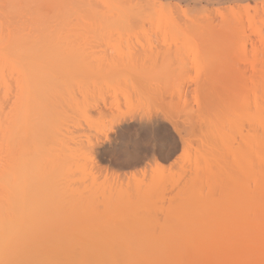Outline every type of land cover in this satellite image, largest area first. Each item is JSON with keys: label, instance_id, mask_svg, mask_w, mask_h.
Masks as SVG:
<instances>
[{"label": "bare ground", "instance_id": "bare-ground-1", "mask_svg": "<svg viewBox=\"0 0 264 264\" xmlns=\"http://www.w3.org/2000/svg\"><path fill=\"white\" fill-rule=\"evenodd\" d=\"M68 1L77 2L76 0H0V264H35L36 262H38V260L36 261V259L39 258L41 259V262L39 263L42 264L44 261L45 264H51L50 262L53 261V255H57L61 252L64 253L65 262L67 264L70 262L68 256L71 255V252L73 254L81 253L80 264L93 263L90 260L91 258H95L97 260L96 264H100L101 259H108L106 261L109 264H146L147 262L148 264H150L149 262H151V264H154L157 263V261H154L159 259H157L155 256L160 253V251L159 253L156 252V244L159 245L161 243H131L110 241L103 243H85L82 246L80 245V247L78 245L72 244H67V246L61 247L54 244L41 245L40 243L37 244L29 239V234L32 233H30V231L34 232L35 230L30 229L32 228L31 226L35 223V217H37V215L35 214H37L41 210H38L37 207H40L43 202H46L45 200H47V198H50V196L53 197L55 194L67 191V188H69L70 186V182L73 181H69L68 179L63 177L64 173H62V170H65L64 167L68 164L67 161L69 162L68 158L70 156H67L68 153L64 152L65 148L59 149V151L57 152V149L55 147L56 140L61 135L66 136L67 134L69 135L71 133H74L75 130L82 128L84 123L89 126H94L92 124L97 122L100 118L102 119L103 116H110L112 112H110V114L108 113L109 107H112L111 104L114 103H111L112 101L110 102V100L107 99V92L109 91H106L107 87H113V91L116 90V85H119L117 86L118 88L120 87L119 83H121L122 85L124 83V85H126L127 87H131V91H133L132 93L138 94L139 91H135H137L139 87L141 88V86L144 92L153 91L159 94L163 93L168 84L175 83L172 82L174 81V79H171L172 83H168L166 74L162 72V70L159 71L160 69L156 70V68H159V65L164 64V52L167 51L168 56L170 55L169 51L171 53L173 49L177 50L175 52H177L178 54L182 52L184 54L183 60L187 59L188 61L189 59V62L191 60V63L193 64V66H195L198 53L200 51L208 52L210 49L213 50V52L215 51L214 53H218L216 54V56L214 53H210V55L214 54L213 57L207 56V58L204 60L206 65H211L209 66V70H211L212 67V71H210L211 74L214 76L215 74L218 75L219 72H222L223 74L225 72L226 73L224 74L225 77L220 73V76L224 79L220 78L223 80L219 81L217 80V77H219V75L217 77L216 75L213 77L209 72L208 74L211 75V78L209 77L210 79H207L208 77L205 78V73H202L203 78L207 79H204V81H206V83L204 82L206 84V87L204 86L203 89L206 88L208 90V87L213 89L216 88L214 92H217V89L220 88V83H222L224 80H227L229 85H231L228 87L229 89L231 88V90H234V88H232L234 84H236V87L238 88L241 86L240 91L237 90V92L239 91V94L237 93L238 97L233 95V97H237L236 99L234 97V100H236V103L234 104L237 105L238 103L236 107L241 108V112L239 113L238 111V114H236L237 111L234 110V112H236L232 113L235 114L236 119H239L237 120L239 123H237L236 121L235 124H238L237 128L240 130V132V128H242L243 124L246 123L247 130L244 134L246 136H242V140L243 150H245L244 162L245 165H248L250 167L251 164H253L254 160L256 161L261 158L262 152H264V0H163L165 1L164 3H170V5H167V7L171 6L168 8H162L164 12H162V9H160V11H155L156 14H158V12L164 14L163 19L160 18L162 16L160 13L159 17L153 14V16L155 15V17H153L152 19H150L149 16H146L148 13L145 11V9H147L149 5L146 3L147 6L145 7V4H143L145 3L144 0H103L108 4V7L110 5H116V9H118L119 11L112 15L109 14L110 12L108 13L107 8V12L104 10V7H106L105 5L103 9L101 6V10H103V12L105 11V14L101 15L102 11L99 9L100 4L98 5L99 8L97 9L101 11V16H99V13L96 14V11H98L95 10L96 8L94 9L95 12L93 11L96 15H93V13V17H87L85 15V11L83 14L82 10H80L81 7H79L80 11H77L78 7L76 8L77 12L73 8V10L76 12V15H74L73 19L70 16V8H72V6L74 5L69 8ZM80 1L82 2V0ZM147 1L153 2L155 0ZM159 1L160 0H158V3H161ZM140 2L143 5H140ZM154 5L155 4L153 3V6ZM156 5L158 4L156 3ZM87 6L89 7V5ZM140 6L143 12L137 11L140 9ZM143 6L145 7V9ZM172 7L173 9H175L174 11ZM151 8L153 7L151 6ZM170 8L171 11L169 10ZM147 10L149 11L150 9ZM165 10H167L168 15H166L167 13L165 12ZM172 11L174 15H172ZM181 11L184 13L183 22H181V18L175 19L179 18V16H175V14L178 15L182 13ZM78 12H81L82 14H78ZM140 12L147 13L145 14V16L148 18V22H151L152 26H155L156 28L161 27V30H157L158 28L156 29L153 27L155 29V34H153L155 35L154 38L148 34L147 30H145L144 27H142L141 31L139 30V32L144 33L146 35L145 38L142 37V35L138 32V29H140L141 26H139L138 23V25H135V22L142 21ZM165 15L167 17V20H169L170 18V22L167 23V20H164L166 19ZM180 17H182V14ZM155 19L157 21L156 24L154 23V25L153 21L155 22ZM162 21L164 22V27L161 24L163 23ZM166 25L168 27H166ZM136 28L138 29L135 30ZM112 29L114 30V33L111 32ZM132 29H134V31H132ZM122 31H130L131 33L129 32L130 35H128L131 38L135 37V35L133 36L131 34L136 31L134 34L137 33L139 35H136H141L142 38L141 40H139L140 38H136L137 41H135L136 39L133 38L135 40L132 41L130 40L131 38L129 36L128 37L130 39L127 38V36L125 37L123 35V37H125V40L127 39V41L125 43L121 42L119 45L118 43L120 42V39L118 38L121 37V39H124L121 35L123 34ZM159 31L164 33L168 31L169 35L166 32L165 37L170 38L172 42H170V39L169 41H167L164 37V33H162V35L161 32L159 33ZM175 32H177L176 34L180 35L181 39L179 38V35L175 34ZM105 33H109L108 35H110V37L111 35L117 36L119 33V35L117 36L118 38L115 36L118 40L114 36L110 39L108 36H105ZM127 33L125 35H127ZM245 33L249 34L246 35ZM251 33L252 36L250 35ZM93 34H96V37H103L102 39H98L96 37L93 38ZM156 35H160L159 38H161L162 35V37L164 38H161L159 40L161 41L165 39V42H160L158 40V36ZM170 35H172V38L174 36L177 37L174 38L175 41L172 40ZM85 37H87V41L90 40L88 38H91L92 41L90 40V43L94 42L92 44L93 48L96 43V46H98L99 43H102L100 41L105 38L106 40H104V42L111 41L114 38L116 39H113L114 42H118L114 43V45L111 43L110 46V42H106L108 44H106L108 46V49H114V46H117L118 44L122 51L113 54L114 51L110 49L113 51H111L112 55L109 53L111 56L109 54L105 55V53L104 55L99 54L97 56V54L99 53V50H97L98 53L93 55L94 53H96V51L93 54L92 52H89L91 49L90 47H87L88 44L86 46ZM107 37L110 40H108ZM155 38L159 42L156 40L154 44L153 39ZM142 39L144 40V42H142ZM177 41H179L180 43H178ZM102 44H100L99 47H101ZM84 46L87 47V50ZM83 48L85 49L87 54L90 53L88 55L89 57L86 56ZM97 48L95 47L94 49L96 50ZM101 49L103 51L106 48ZM154 49H160L159 52H164L163 54L162 52L160 54L159 52L153 51ZM129 51H133V53ZM137 51H140L141 53ZM178 54V57L176 56V54L170 56L171 60L174 56H176L175 59L179 58ZM167 55L166 57H168ZM191 55L193 56L192 59L190 57ZM170 57L166 58V60L170 59ZM192 61H195V63H193ZM226 61H229V65H227L228 63ZM136 62L137 65L140 64V71L138 70V72H135V68L137 67L134 65L136 64ZM170 62L169 64L171 65ZM224 62L226 63L224 64ZM230 62L232 64H230ZM197 63L199 64V60ZM218 64L230 66V71L229 69H227V71L223 72L222 70L220 71L216 69V71L214 72L213 69H215V66L218 67ZM242 64L244 67H241ZM119 66H123V68L125 67V73H120L122 70L118 72L119 70L117 69V67ZM248 66L251 69L250 72H248ZM119 69H121V67ZM153 70H155V72H153L154 74H152ZM217 70L219 72H217ZM212 72L215 74H213ZM174 76H176V74ZM196 79L197 78H195V80ZM197 80H199V78ZM214 80L215 82H213ZM111 81H115L112 83L114 86L110 84ZM227 81L224 82L226 83ZM116 82H118V84ZM199 82L200 81H198V84L200 86L199 89H201V87L203 86ZM238 83H241L240 86H238ZM121 88L123 87L121 86ZM221 88L225 89L223 87ZM132 89H135V91ZM121 90L120 92H122L121 94L123 95V92L125 91ZM126 90V92H128L130 91V88H126ZM219 90L220 93H218ZM219 90L216 93V95L218 96L223 92V90ZM118 91L119 90H117V92ZM209 92L210 93L206 92V95H208V97L209 94H215L214 92ZM125 95L126 97L128 96V94ZM132 96H134V94H132L131 97ZM180 96L182 95L180 94ZM223 96L225 97V95ZM211 97L209 98L211 99V101L213 99H216L214 98V96L213 98ZM222 98L221 96H219V101L221 99L224 103L228 102L226 98H224L225 101H223ZM113 99H115V96L113 97ZM237 100L239 101L237 102ZM119 102H121V100ZM213 102L212 104L214 105V103L216 102ZM229 105H226V108H229ZM115 106H113V108L117 109L115 108ZM211 107L213 108L212 105ZM215 107L216 106L214 105V108ZM212 108H209V110L212 111ZM137 109L139 108L137 107ZM125 110L126 111H120L121 113L114 114L115 116L112 114L114 116V118H112L114 119V121H112L113 123L111 127L108 125L117 134L126 131L128 127L132 126H137L136 128L140 127L142 129L151 128V130L153 127V129L155 130V128L158 129L159 125L163 123L162 116L164 115V112L161 113L158 111L154 114V112L151 113L150 111H144V113H142V111L140 112L139 110V112H136L137 110L133 111V108H127ZM221 110H224V108ZM217 114L215 115V117L217 116ZM221 115L223 116V113ZM226 115L225 117H228ZM227 119L228 118H226V120ZM221 123L224 124L223 121ZM220 126L222 125L220 124L219 127ZM243 128H245V126ZM103 130H105V128ZM103 130L98 131L97 133V131H94L93 128L92 131L96 132L97 135L96 133L93 134L95 137L90 135L91 138H89L90 140H88L89 143L87 145L86 154L90 155L91 162L95 164V167L97 165L99 166H97L98 169H101L100 167L102 166L100 165L105 164L111 167H117L118 162L114 157V151L112 152L111 148H109L108 146L111 136L106 130ZM235 130L237 131L236 127ZM244 132L242 129V134ZM130 145L128 143H120V146L114 145L113 148L120 147V149H126L127 151V149H132ZM132 146L134 147V144ZM55 149L57 153L54 152ZM53 152L54 154H52ZM129 153H131V151ZM221 155H223V153ZM50 156L52 157L51 160L48 159L50 158ZM217 157L221 156H219L218 154ZM226 158L228 161L229 159L227 156ZM47 159L49 160V162ZM129 159H131L130 155ZM221 160H223V158ZM221 160H219V162H222ZM45 161L47 163H45ZM127 162L129 161L126 160V163ZM227 163L232 164V162L229 161ZM143 166L144 165H142V167ZM217 168V171L213 173V175H211V180H214V182L213 180L211 182V189L216 188V192L219 189H217V186L215 185H218L221 189V185L224 184L223 187H225L224 189H226L225 185L230 184V181L233 182V179L230 181L228 180V176L224 174L225 171H223L220 166ZM120 169L119 171H121ZM231 169L234 171L232 167ZM234 180V187L232 186V188L234 189L232 190H234L233 192L235 193V196H233L236 198L237 191H239L238 187L240 186V184L237 179ZM145 185H143V187ZM99 186H101L100 188H102V184ZM241 187H243V185ZM141 188L139 187L138 191H140ZM70 189H72V187ZM103 189H109L110 191H113L115 189V185H113V182H110L106 184ZM74 190H72L71 192H73ZM109 190L108 192L110 195L111 193ZM147 191H149V189ZM69 192L70 190L68 191V193ZM218 192L223 191L219 190ZM116 194H118V192ZM122 194L124 196V192L121 193V195ZM104 195L107 196V194L105 193ZM104 195L102 196V198L104 197ZM58 196V199L62 197L60 195ZM115 197L116 196L113 197L112 202H108L112 200H108L109 197L106 199V201L103 198L105 201V207L113 206L112 208H114V206H117L119 207V209L124 208L122 206L121 208L120 206H118L121 201H116L118 198L114 200ZM103 199H101V201ZM121 199L122 197H120V200ZM40 201L42 203H40ZM61 201L58 202L60 203ZM261 202H264V199L258 200V203ZM63 203L61 204L62 207L65 204ZM73 203L74 202H72V204H69L73 205ZM132 203L130 200L127 205L130 204V207H133L131 206ZM139 203H141L140 205H142V202ZM237 215L238 213L236 209H233L232 212H228V214L223 217H212L211 221H213V230L209 232L198 231L196 235L192 237L194 241L188 242L191 244L186 243L187 245L193 244L195 246H193L192 248H188H190V250L194 249V252H196V254H189L190 252L193 253V251L187 250L186 247H183L184 250L181 248V250L187 255L183 254L182 251L180 253L178 252V259H181L183 257L186 262L181 259L182 263H180L181 261L179 260L178 264L192 263L193 257H195V260L192 264H206L207 261H210L211 259L212 261L216 260L217 264H223L229 259L235 260L234 262L242 261V263L244 264L248 256L252 258V260L257 259V262H252L253 264H264V241L257 242L258 244H255L253 246L252 250H250L249 255H245L244 253H242L245 250V245L247 246L248 242L246 240L247 243H244V248H240L239 244L243 237L241 234L242 230L240 229V227H238V225L236 227L230 226L235 222ZM263 222L264 220L262 217H258L256 220V224L258 226L262 225ZM28 229H30L29 232H27ZM227 238H229V246L225 253L223 250V244ZM178 244L180 245L181 243H171V245ZM111 245H117V248L114 246L116 250H114V248L112 249V247H110ZM77 249L81 251L77 252ZM110 250L113 254H117L116 260L112 257V253H110ZM73 251L76 252L74 253ZM153 251L158 254L156 255ZM179 254H182L183 256L181 257ZM109 255L110 257H112L114 262L112 261L110 263L109 259L111 258L109 257ZM161 256L159 255V257ZM47 257H51L52 260L49 261V258ZM170 257L168 256L167 258L169 259ZM161 258H164V256H162ZM165 259L166 258H164V260Z\"/></svg>", "mask_w": 264, "mask_h": 264}, {"label": "rangeland", "instance_id": "rangeland-1", "mask_svg": "<svg viewBox=\"0 0 264 264\" xmlns=\"http://www.w3.org/2000/svg\"><path fill=\"white\" fill-rule=\"evenodd\" d=\"M76 1L78 3L75 1H72V2L68 1L69 2L68 3L69 8L72 5H74V6H72V8H70L71 18H73L74 15H76L75 13L77 11H80V10H82L83 14L85 11L86 12L85 15L87 17H93L92 14L95 12V10H98V11H96V14L99 13V16L105 14L106 8L108 10V13L110 12L109 14H111V15L114 13H117L119 11L118 9H116L115 4H114V6L110 5L108 7L107 6L108 4L103 0H82V2L80 0H76ZM144 1H145V3H143V1H142V3L145 4V7L148 4L150 6V8L148 6L147 9H150L151 11L150 10L148 11L143 6L145 11L148 14L142 13L143 11L141 10V6L139 7L140 9L138 8L139 9V10H137L138 12L142 11V12H140L141 13L140 17L142 18V21H136L135 22L136 23L135 25L139 24V26H141L140 29L136 28L135 30L138 29V32H139V30L141 31V28L144 27V29L147 30L148 34L154 38L155 37V35H153V34H155L154 28H156V27L152 26L151 22H148V18L146 16H149L150 19H152L153 17H155V15L157 17H159L161 14L162 16L160 18L163 19L164 14H162L161 12H158V14H156L155 11H160V9H162V8H168L171 6L167 7V5H170V3H168L167 1H166L167 3H164L165 1H163V0L159 1L161 3H158V0H155L153 2L147 1V0H144ZM99 2H101V3H99ZM93 3H94V5H93ZM140 3H137V4H140ZM142 3L140 5H143ZM153 3L155 5L157 3L158 5H156V6H158V7H156L154 5L155 6V8H154ZM86 4L89 5L90 8ZM83 5H85V6H83ZM95 5H96V7H95ZM98 5L100 8L98 7ZM104 5L106 7H104ZM134 5H135V3H134ZM101 6H102V9L104 7V10H105L104 12H103V10H101ZM151 6L153 8H151ZM79 7H81L82 9L80 8V10H79ZM73 8L75 9V11L77 9L78 10L75 12L73 10ZM85 8H87V9H85ZM97 8H99L103 13L101 11H99V9H97ZM153 9H156V10H153ZM172 9H173V7H172ZM86 10L88 11L89 14L87 13ZM167 10H165L166 13H167ZM169 10L171 11V8ZM174 10L175 9H173V11ZM90 11H91V13H90ZM173 11L171 12L172 15H174ZM100 12H101V15H100ZM150 12H152V13H150ZM162 12H164V10ZM177 12H175V13H177ZM78 14H82V13L78 12ZM96 14L94 13L93 15H96ZM109 14H108V16H109ZM145 14H147V15L145 16ZM153 14H155V15L153 16ZM181 14H182V17H180ZM166 15H168V13ZM166 15H165V17H166ZM183 15H184L183 12L178 14V15L175 14V16H179V18H175V19L181 18L180 20H181V22H183V18H184ZM77 16H80V15H77ZM169 17H170V15H169ZM164 20H167V17ZM169 20H170V18H169ZM169 20H167V23L170 22ZM180 20H179V22H180ZM156 21L157 20L155 19V22L153 21V24L154 23L156 24ZM161 24L164 27V22ZM166 27H168V26L166 25ZM159 29L161 30V27L158 28L157 30H159ZM108 31H110V30H108ZM113 31L114 30L112 29L111 32H113ZM130 31H122V33H123V34H121L122 37L124 35L125 37L127 36V38H129L130 37L129 36ZM132 31H134V29H132ZM162 31H163V29H162ZM160 32L161 31H159V33ZM166 32H167V34L169 33L168 31H166ZM166 32L165 33L161 32V34L164 33V37H165ZM247 32H251V31H247ZM119 33H121V32H119ZM119 33H118V35H119ZM126 33H127V35H125ZM134 33H132L131 35H133V36L135 35V37L132 36L135 39L140 38L139 40H141L142 37H144V38L146 37V35L142 32H139L142 35V37H141V35L137 36L139 34L136 33L137 34L136 35ZM176 33L177 32H175V34ZM108 34H106L105 36H108L110 39L114 36V35L113 36L111 35V37H110V35H108ZM247 34H249V33H247ZM97 35H98V33H97ZM162 35H161V38H164V37H162ZM172 35H170L171 38H172ZM176 35H179V34H176ZM250 35L252 36V33ZM89 36H87V37H89ZM156 36H158V40L161 39V38H159L160 35H156ZM87 37H85L86 38L85 44H86V46L88 44V46H87L88 48L90 47L91 50L89 52L90 53L92 52V54H93L96 51V53L93 54V55H95L98 53L97 50H99V53L97 54V56L99 54L104 55V53H105V55H107L109 53L112 55L113 51H114L113 54H116V53L122 51V49L120 48V46H118V44L120 45L121 42L125 43L127 41V39L125 40V37H123L124 39H121V37H119V38L117 37L118 39H120V42L117 44V46H114L115 47L114 49H112V48L108 49L107 43L110 42V44H109V46H110L111 43L114 45V43H117L118 41L114 42V40L117 39L115 37L116 39L113 38L114 39V40L112 39L113 41L112 40L106 41L107 42L106 43V42H104V40H106V38H105L102 41H100L103 44L99 43V45L102 44L103 47H102V45H101V47H99V45L96 46V44H97L96 43L94 48L95 47L96 48L99 47V48H97L95 50L92 46V44L94 42L90 43L91 38H88L90 40L87 41ZM91 37H93V36H91ZM95 37H96V34L94 35L93 38H95ZM102 37L103 36H101V37L99 36L96 38L102 39ZM109 38H108V40H110ZM133 38H131L130 40H132V41L135 40ZM156 38L153 39L154 44H155V41L157 40ZM174 38H177V37L174 36L172 38V40L175 41ZM179 38L181 39L180 35H179ZM137 39L135 41H137ZM169 39L170 38H168V37L166 38L167 41H169ZM161 41L164 43L165 39L161 40ZM142 42H144L143 39H142ZM170 42H172L171 39H170ZM177 42L180 43L179 41H177ZM248 42H249V40H248ZM167 43H169V42H167ZM104 44L106 47L104 46ZM248 45H249V43H248ZM86 46H84V47L87 50ZM101 48H103V49L106 48L107 50L104 49L105 51L103 50L104 51L103 52ZM85 49H84V53L86 54L87 57H89L88 55L90 53L88 52L89 54H87ZM110 49H112L113 51ZM164 49H166V48H164ZM124 50H123V52H124ZM159 50L154 49L153 51L159 52ZM162 50H163V48H162ZM127 51H128V49H127ZM175 51H177V50L173 49V51L171 53L169 51V54H170L169 56L167 55L168 54L167 51L166 52H164V51L159 52L160 54H161V52H162V54L164 52L165 61H164V64L159 65V68H156V70L160 69L159 71L162 70V72H164L166 74L168 83L171 82L173 79H174V81H172V82H175L174 84L172 82H171L172 84H168L167 88L165 89V91L163 93L159 94V93L153 92V91L152 92H150V91L144 92L142 86H141L142 89L139 87V89H137V91H135L136 88L132 89L135 92L139 91L138 94L132 93L133 91H131V87H127L126 85H124V83H123V85L121 83H119L120 84V87H118L119 89L117 88V86H119V85H116V90H113V91H112L113 87L112 88L107 87L106 91L109 90L107 93L108 94L110 93L109 95L107 94V99H109L110 102L112 101L111 103H114V104H111L112 107L111 106L109 107V112L107 111L109 114H110V112H112L110 114V116L109 115H107L106 117L103 116L102 119L100 118L97 122L92 124L94 126H89V125L84 123L82 128L75 130V132L73 131L74 133L69 134L70 136L67 134L66 136L61 135L60 137L57 138L56 146H55L57 149V152L59 151V149L65 148L64 152L68 153L69 155L67 154V156L71 157V158L70 157L68 158L69 162L67 161L68 164L65 165V167H64L65 170L64 169L62 170V173H64L63 177H65L69 181H72V180L73 181L70 182V186H69V188H67L68 189L67 191H64L63 193L55 194L53 197L50 196V198H47L48 201L45 200L48 204L46 202H43V204L40 205V207H37L38 210H40V209L41 210L38 212L39 214L36 212L37 214H35V215H37V217H35V223L33 224L34 226L32 225L31 226L32 228H30L32 230L33 229H35V230H34V232L30 231V229L27 230V232H29V231H30V233L32 232L31 234H29V236H30L29 239L31 241H33L37 244L40 243L41 245L54 244V245L61 246V247L67 246V244L68 245H71V244L72 245H78L80 247V245L82 246L85 243H87V244L88 243H103V242H110V241L111 242H114V241H116V242H131V243H133V242L155 243L156 242V243H161V244H159V245L156 244V250L157 251L156 250L155 251L158 253L160 251L159 254L153 251L156 255L158 254L155 257L157 259L159 258L158 260H155L156 258L154 259L155 260L154 262L157 261V263H154V264H178V261L179 260L181 261V259H183L182 254H179L182 257L181 259H178V255H177L178 252L180 253L182 251L181 248L184 250V248L186 247L187 250H190V248H192L194 245L193 244L187 245L186 243L194 241L192 239V237L195 236L198 231L199 232L200 231L209 232V231L213 230V221H211L212 217L213 218L214 217L215 218L221 217V216L223 217V216L227 215L228 212H232L233 209L234 210L236 209L238 215L236 216L235 222L232 223L230 226L236 227L238 225V227H240V229L242 230V231L241 230L240 231H241V234L243 236V237L241 236L242 239L240 241L239 247L244 248V243L248 242L247 246L245 245V250L242 253H244L245 255H249L250 250H252L253 246L255 244H258L257 242L264 241V222L260 226H258L256 224V220L258 217H262L264 220V202L258 203L259 199H264V152H262L261 158L259 160H256V161L254 160L253 164H251L250 167L248 165H245V162H244L245 161V156H244L245 150H243V140H242L243 137L242 136H246V135H244L246 133V130H247L246 123L245 124L241 123V124H243V126L240 124L242 126V128H240L241 129V132H240V130L237 128L238 124H235L236 121L239 119L238 118L236 119L235 114H233L236 111H237L236 114H238V111H239V113L241 112V108L236 107L238 105V103H237V105L234 104V103H236V100H234V97L239 94V91L241 88L240 84L242 82L240 84L238 83V86H240L239 88L236 87L237 86L236 84H234L236 87V90H235L234 85L232 86V88H234L236 93L234 92V90H231V88L230 89L228 88L231 85H229L227 80H224V81H227L226 83L224 81L222 83H220L219 89L223 90V92H225V93L222 92V94H219V96H221V98L223 97L222 98L223 101H225L224 98H226V100H228L230 105L228 104L227 101H226L227 103L222 102L221 99L219 101V96L216 95V93L218 92L219 89H217V92H214L216 88L213 89V88L208 87V90L211 89V90H209V91H211V93L212 92L215 93L213 95L209 94V97H208V95H206L207 94L206 92H208V93H210V92L206 88L203 89L204 86L206 87V84H205L206 81H204V79L207 77H208L207 79L211 78L210 76L212 74L210 71H212V67H211V70H209V66H211V65H206L204 60L207 58V56L213 57L214 54L216 56V54H218V53H214L215 51L213 52V50H210V49L208 52L200 51L198 53V57H197V62L199 60V64L196 62V65L195 64L194 65L198 66V67H195L191 63V60H190V62H189V59H188V61H187V59H185L186 61L183 60L184 54L182 52L180 53L178 51L180 53V54H178ZM210 51H212V52H210ZM129 52L133 53V51H129ZM137 52L141 53L140 51H137ZM210 53H214V54L210 55ZM136 54H138V53H136ZM174 54H176V56L178 54L179 58L175 59L176 56H174L173 59L171 60L170 56H173ZM166 55L168 57H166ZM169 57H170V59L166 60V58H169ZM190 57H191V59L193 58L192 55ZM169 60L172 62H170ZM166 61H168V62H166ZM169 62L171 63V65L169 64ZM226 62H224V64ZM193 63H195V61ZM224 64H218V67L215 66V69H213V71L215 72L216 69H218L220 71L222 70L223 72L227 71V69H229V71H230V66H227V65H229V63L227 65H224ZM230 64H232V63L230 62ZM139 65H137V62L134 65L137 67V68H135L136 69L135 72H138V70L140 71ZM177 65H179V66H177ZM242 66H243V64L241 65V67ZM120 67H121V69H119ZM219 67H221V68H219ZM246 67H247V65H246ZM122 68H123V66L117 67V69L119 70V71L118 70L117 71L120 72L122 70L123 72L121 71L120 73H125V71H126V70L124 71L125 67L123 69ZM195 68H197V69H195ZM248 68H249V66H248ZM197 70H198V72H197ZM218 70H217V72H219ZM248 70H249L248 72H250L251 69L249 68ZM153 72H155V70L152 71V74H154ZM209 72L211 75L208 74ZM174 73L176 74V76H174L175 75ZM202 73L203 74L205 73V76H206V77L204 76L205 78H203ZM220 73L223 74L222 72H219V74H218L219 77H217L218 75L213 73L218 78L217 79L218 81L224 79L223 77L220 76L221 75ZM224 77H225V75H224ZM195 78H197V79L199 78V80H197V79L195 80ZM220 78H223V79H220ZM207 79H205V80H207ZM198 81H200L199 83L203 86V87H201V89H199L200 86L198 84ZM113 82H115V81H111L110 84L113 85L112 84ZM213 82H215V80ZM116 83L118 84V82H116ZM121 86L123 88H121ZM173 86H175V87H173ZM221 87H223L225 89H222ZM120 88L125 92L127 91L126 88L127 89L130 88L131 93H130V91H128L126 93L123 92V95H124L123 96L121 94L122 92H120V90H121ZM110 90H111V92H110ZM117 90H119V91L117 92ZM237 90H239V91L237 92ZM202 91L205 93V95ZM114 93H115V95H114ZM117 93H119V94H117ZM141 93H143V94H141ZM218 93H220V90ZM116 94H117V96H116ZM125 94H128L127 97L129 99L126 97ZM130 94L131 95L134 94V96L131 97ZM180 94L182 96H180ZM113 95L115 96V99H113V97H114ZM136 95H138V96H136ZM140 95H141V97H140ZM223 95H225V97ZM233 95H235V96L233 97ZM213 96H214V98H216L215 99L216 101L213 99L214 102H216V103H214L213 100L211 101V99H209L210 97L213 98ZM139 97H140V99H139ZM237 97H235V99ZM120 100H121V102H119ZM126 100H128V101H126ZM233 100H234V102H233ZM238 101L239 100H237V102ZM212 102L216 106L215 108H214V105L212 104ZM133 103H134V105H133ZM217 103H219V104H217ZM211 105L213 106V108L211 107ZM222 105H224V106H222ZM226 105H229V108L228 107L226 108ZM233 105H235V106H233ZM239 105H240V102H239ZM113 106H115V108H117V109H114ZM118 106H120V107H118ZM137 107L139 109H137ZM127 108L128 109L133 108L134 109L133 111L137 110L136 112H139V110H140V112L142 111V113H144V111L145 112L150 111L151 113L154 112V114L157 113L158 111L161 113L164 112L163 113L164 115L162 114L163 115L162 116L163 117L162 118L163 123L161 125H159L158 129L155 128L156 131L153 129V127H152V130H151V128H149V129L143 128L144 129L143 130L140 127L136 128L137 126L136 127L132 126V127H128L127 128L128 130L126 129V131H123L122 133L117 134L115 131H113V129L110 128L112 123H113L112 121H114V119H112V118H114V116H115L114 114L121 113L122 111H126L125 109H127ZM209 108L210 109L212 108L213 110L210 111ZM223 108L225 111L221 110ZM232 108H233V110H232ZM113 109H114V112H113ZM110 110H112V111H110ZM226 110H227V112H226ZM234 110H236V111L234 112ZM217 111L218 112L220 111V112L218 113ZM211 112H213V113H211ZM220 113L221 114L223 113V116ZM216 114H217V116L215 117ZM225 115L228 117H225ZM226 118H228L229 120L228 119L226 120ZM215 119H217V120H215ZM222 121L224 124L221 123ZM228 121H229V123H228ZM240 122H241V119H240ZM237 123H239V122L237 121ZM220 124L222 126L219 127ZM101 126H102V128H101ZM244 126H245V128H243ZM83 127H85V128H83ZM235 127H236L237 131L235 130ZM90 128L92 130L94 128V131H97V133H98V131H102L105 128V130L111 136L110 137L111 139L109 140L110 142L108 141L109 142L108 146H109V148H111L112 152L114 151L113 152L115 155L114 157L118 162L117 167L116 166L111 167V166H108L105 164V165H100L102 167H100L101 169H98L99 166L97 165L98 167L97 166L95 167L94 166L95 164H93V162H91L90 155L86 154L87 145L89 143L88 140H90L89 138H91V136L95 137L93 134L96 132L92 131ZM216 129H218V130H216ZM242 129H243V132L245 131L243 134H242ZM105 130H103V131H105ZM97 133H96V135H97ZM72 136H74V137H72ZM118 136L121 138H119ZM132 139H134V140H132ZM120 143H128L129 145L131 144L130 146L132 147V149L131 150L127 149V151H126V149H120V147L113 148L114 145L120 146ZM117 144H119V145H117ZM133 144H134V147L132 146ZM85 145H86V147H85ZM61 146H62V148H61ZM56 149L54 151L55 153H57ZM129 150L131 151V153H129L130 152ZM168 151H170L171 153ZM54 152L52 154H54ZM166 152H168V153H166ZM222 153L225 157L223 155H221ZM218 154L221 157H217ZM126 155H127V157H126ZM129 155L131 156V159H129ZM226 156L229 159L228 161L232 162V164L229 163L230 164L229 165L227 163L228 161H227ZM51 158L52 157L50 156V158H48V159L51 160ZM53 158H54V155H53ZM150 158H152V159H150ZM218 158H221V159L223 158V160L218 159ZM225 158H226V161H225ZM49 160H48V162H49ZM126 160L129 162L126 163ZM219 160H221L222 162H219ZM145 162H147V163L149 162V163L147 164ZM45 163H47V162L45 161ZM128 163H130V164H128ZM119 164H120V166H119ZM125 164H126V166H125ZM128 165L129 166L131 165L130 166L131 168ZM142 165H144V166L142 167ZM215 165H217V166H215ZM135 166H138V167H135ZM214 166L216 167V169ZM219 166L221 167V169L223 171H225L224 174H226V176H228L229 181L232 179H233V182L235 181L234 179H237V181H239L240 186L238 187L239 191H237V195H236L237 197L236 198L234 197L235 196V193L233 192L234 190H232V189H234V188H232V186L234 187L232 181H230L231 182L230 184L225 185L226 189H224L225 187H223L224 184L221 185L223 189L222 188L220 189L218 185H215V186H217V189L222 190L223 192H218L219 190H217V192H216V190H215L216 188L211 189L212 188L211 182L213 180V179L211 180V178H212L211 175H213V173H215L217 171V169H218L217 167H219ZM231 167L234 169V171L231 169ZM115 168H116V170H115ZM119 169L121 171H119ZM124 170H125V172H124ZM162 170H163V172H162ZM230 170H232V171H230ZM161 174L163 177L161 176ZM209 174H210V176H209ZM197 178L200 180H198ZM209 178H210V180H209ZM76 182H77V184H76ZM110 182H113V185H115V189L113 191L112 190L110 191L108 189L111 193L109 195L108 190L103 189V187L106 186V184H108ZM213 182H214V180H213ZM101 184H102V188H100L101 186H99ZM143 185H145V186L143 187ZM242 185H243V187H241ZM71 187H72V189H70ZM139 187L140 188L142 187L140 189V191H138ZM116 188H117V190H116ZM238 188H237V190H238ZM148 189H149V191H147ZM69 190H70V192L68 193ZM72 190H74V191L71 192ZM97 190H99V191H97ZM117 192L119 195L116 194ZM123 192H124V196H123V194L121 195V193H123ZM128 192H130V193H128ZM146 192L148 193V195ZM104 193L107 194V196L104 195ZM58 195H60L62 197H60V199H58L59 198ZM103 195H104L103 198L105 199V201L108 197H109L108 200L112 199L111 201H108V202H112L113 197L116 196L114 198V200H116L118 198L116 201H118V200H119V202L121 201L118 204V206H120V208H121V206L124 208L119 209V207H117V206H114L115 209L112 208L113 206L112 207L111 206L105 207V203H104L105 201L102 198ZM63 196L65 197V200H64ZM70 196H72V197H70ZM66 197H68V198H66ZM120 197H122L121 200H120ZM55 198H57V199H55ZM101 199H103L102 200L103 202L101 201ZM128 200L129 201L131 200V203L133 202L131 204V206H133V207H130V204L127 205V203L129 202ZM58 201L65 203V204L63 203L64 204L63 207L61 205L62 203L61 202L59 203ZM72 202H74L73 205H70V204H72ZM139 202H142V205H140L141 203H139ZM40 203H42V202L40 201ZM138 203H139V205H138ZM67 205H69V206H67ZM124 205H126L127 207H130V208H127ZM246 240H247V242H246ZM172 242H180L181 244L180 245L179 244L178 245H171ZM188 244H191V243H188ZM114 246L117 248V245H111L110 247H112V249L114 248V250H116V248ZM228 246H229V238H227L223 244L224 252L227 251ZM188 247H190V248H188ZM173 249H175V250H173ZM76 251L78 252L79 249H77ZM76 251H73V252L75 253ZM190 251H193V253H191ZM190 251H189L190 252L189 254H194V255L196 254V252H194V249L190 250ZM113 252H116V251H113ZM110 253H112V251ZM80 254L81 253L73 254L71 252V255L68 256V258L70 259V262L68 264H80V260H81ZM161 254H162V256H164V258H166L165 260H164V258H161L162 257ZM183 254H185V253L183 252ZM75 255H77V256H75ZM111 255L116 260L117 254L112 253ZM159 255L161 257H159ZM185 255H187V254H185ZM168 256L169 257L171 256V257L168 259L167 258ZM51 257H47V258H49V261L52 260ZM109 257H110V255H109ZM112 257H110L111 259H109L110 263L113 261ZM106 258H107V256H106ZM194 258L195 257L192 258L193 259L192 263H194V260H195ZM39 259H36V261L38 260V262H36V263L34 262V263L35 264H41V263H39V262H41V259L40 260ZM208 259H210V258H208ZM208 259H206V260H208ZM90 260L93 262L91 264L97 263V260L95 258H91ZM106 260H108V259H106ZM106 260L101 259L100 264L101 263L102 264H109ZM191 260H189V261H191ZM53 261H51L50 263L51 264H53V263L54 264H67L65 262V255L63 252H61L57 255H53ZM158 261H160V262H158ZM234 261L235 260L229 259L227 262H225L223 264H243L242 261H238V262H234ZM252 262L253 263L257 262V259L252 260V258H250L248 256V258L245 260L246 264H250V263L253 264ZM149 263L151 264V262H149ZM180 263H182V261ZM192 263H188V264H192ZM42 264H45V262L43 261ZM146 264H148V262ZM206 264H217V261L216 260L212 261V259H211L210 261H207Z\"/></svg>", "mask_w": 264, "mask_h": 264}]
</instances>
